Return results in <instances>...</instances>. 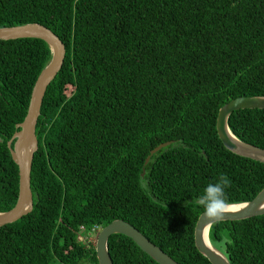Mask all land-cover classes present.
Listing matches in <instances>:
<instances>
[{"label": "trees", "instance_id": "16d2710c", "mask_svg": "<svg viewBox=\"0 0 264 264\" xmlns=\"http://www.w3.org/2000/svg\"><path fill=\"white\" fill-rule=\"evenodd\" d=\"M26 23L64 55L36 116L31 209L0 226V264H97L95 236H78L113 219L178 264H209L192 240L203 188L226 174L234 204L264 186V163L227 150L214 126L227 101L264 96V0H0V27ZM49 58L41 39L0 40V212L17 194L5 143ZM226 124L264 151V108ZM207 239L229 264H264V213L216 221ZM106 243L112 264H157L124 235Z\"/></svg>", "mask_w": 264, "mask_h": 264}, {"label": "water", "instance_id": "95a60500", "mask_svg": "<svg viewBox=\"0 0 264 264\" xmlns=\"http://www.w3.org/2000/svg\"><path fill=\"white\" fill-rule=\"evenodd\" d=\"M17 38H38L44 41L50 51V58L46 65L40 70L31 87L29 98L22 120L15 124V131L6 141L9 156L17 167V194L13 206L7 211L0 212V226L14 222L31 209V194L29 189V171L31 159L37 148L34 135L36 116L41 97L47 84L59 70L64 47L57 36L48 28L36 23H26L8 27H0V40ZM264 108V96H238L222 104L215 116V132L221 144L230 152L252 158L264 163L261 159L252 154H246L237 145L249 149L257 155H263L264 151L254 146L245 144L237 140L227 128V118L230 113L238 109ZM231 135L235 142L231 141ZM170 141L158 144L148 151V156L144 158L147 162L149 155L168 145ZM24 153V158L21 157ZM264 156V155H263ZM238 211L225 213L224 220H240L264 213V186L248 201L231 204ZM216 221H207L203 211L200 212L194 222L192 230V240L195 249L209 262V264H229L225 256L213 248L207 239L209 226ZM112 234H121L128 237L140 251L146 254L157 264H178L159 247L149 241L136 228L121 219H113L100 227L94 238V255L97 264H112L107 252V238Z\"/></svg>", "mask_w": 264, "mask_h": 264}, {"label": "clouds", "instance_id": "9594fccd", "mask_svg": "<svg viewBox=\"0 0 264 264\" xmlns=\"http://www.w3.org/2000/svg\"><path fill=\"white\" fill-rule=\"evenodd\" d=\"M231 186L229 177L221 173L215 182H209L197 199V204L203 208L207 221H219L225 213L238 211L226 197L225 189Z\"/></svg>", "mask_w": 264, "mask_h": 264}, {"label": "built area", "instance_id": "2783aa9c", "mask_svg": "<svg viewBox=\"0 0 264 264\" xmlns=\"http://www.w3.org/2000/svg\"><path fill=\"white\" fill-rule=\"evenodd\" d=\"M80 228V230L82 229V227L80 226L79 227ZM98 227H96V226H92L90 229H88L87 231H83V233H81V235H79L78 236V239L80 240V241H83L84 243H88V242H90L91 241V239H93V236H95L96 235V232L98 231ZM95 238V237H94ZM84 239L86 240V241H84Z\"/></svg>", "mask_w": 264, "mask_h": 264}, {"label": "bare ground", "instance_id": "6f19581e", "mask_svg": "<svg viewBox=\"0 0 264 264\" xmlns=\"http://www.w3.org/2000/svg\"><path fill=\"white\" fill-rule=\"evenodd\" d=\"M228 136H229V138H230L231 141L235 142L234 139H233V137L231 135H228ZM243 148L244 147H241V146L237 145V149H239L240 151H242V152H244L246 154H252L253 156H257V157H259L261 159H264V156H263L264 154L262 156L261 155H257L253 151H251L249 149H243ZM24 156H25V154L24 153H21V157L24 158Z\"/></svg>", "mask_w": 264, "mask_h": 264}, {"label": "rangeland", "instance_id": "374dc122", "mask_svg": "<svg viewBox=\"0 0 264 264\" xmlns=\"http://www.w3.org/2000/svg\"><path fill=\"white\" fill-rule=\"evenodd\" d=\"M84 241H86V240L84 239Z\"/></svg>", "mask_w": 264, "mask_h": 264}]
</instances>
